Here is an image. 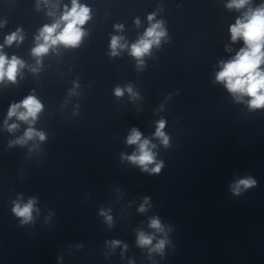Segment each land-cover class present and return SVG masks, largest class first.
Instances as JSON below:
<instances>
[{"label":"clouds","instance_id":"1","mask_svg":"<svg viewBox=\"0 0 264 264\" xmlns=\"http://www.w3.org/2000/svg\"><path fill=\"white\" fill-rule=\"evenodd\" d=\"M248 0H231L228 5L229 8L243 7ZM152 16H149V20H152ZM89 19V9L85 6H80L77 0H72V7L69 11H66L61 20L66 22L62 31L59 34L56 33L57 28L60 27V23H55L51 26H45L40 33L39 39L43 40L42 44H38L33 49V54L41 56L48 52L49 47L57 44H63L65 46H76L83 35L79 26L85 24ZM119 27V26H118ZM161 28V24L158 22L153 24L145 32L144 38L140 39L136 44L132 45L131 54L137 58L147 54L153 44H159L160 38L165 35L164 31L158 29ZM232 34V40L235 41L238 37L244 40L246 48H242L236 55V57L227 62L223 69L217 74V80L226 82V87L230 92L240 93L248 95L252 99L250 100V107L260 108L264 107V71L260 70V65L264 63V7H261L250 15L246 16L245 21L237 20L236 24L230 29ZM16 33L6 38V43L11 44L16 40ZM119 37H113L111 41V47L113 54L115 49L119 45ZM123 47L122 45H120ZM5 65L7 67L5 68ZM18 65L22 66V62L15 56L9 61L4 55H0V80L5 77L9 81H15L18 70ZM129 91L131 89L129 88ZM117 96L122 95L119 88L116 89ZM18 108H23L25 111L17 112ZM41 103L33 96H28L20 104H13L8 112V116H18V119L27 121L30 117L35 119L37 114L41 111ZM164 121H160L156 131V135L162 138V142L167 145L168 140L164 135L162 129L164 128ZM16 125H12L11 128H15ZM11 130V129H10ZM33 135H38L41 140L44 139L42 133H35L31 128L25 133V136L29 139ZM141 134L133 129L132 134L128 137L129 144H137L140 142ZM22 142V141H21ZM134 163H138L147 170V166L154 162V154L149 149V141L143 140L139 143V155H133L129 157ZM162 164L158 163L152 169L153 172L159 173ZM255 180L248 178L242 179L238 182L235 189L236 193L239 192L240 186L245 189L255 185ZM143 210V209H141ZM33 201L29 200L27 204L21 206L16 204L13 208V212L23 218V222H27L32 218ZM111 219L110 217L108 218ZM151 227L159 229L160 224L158 220H152ZM118 243V242H113ZM152 243V237L146 236L144 233H140L138 237V244L141 246L150 245ZM165 242L161 240L155 246V251L163 249Z\"/></svg>","mask_w":264,"mask_h":264}]
</instances>
